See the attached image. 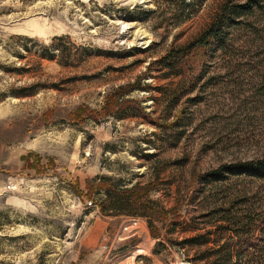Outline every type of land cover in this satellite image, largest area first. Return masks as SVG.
<instances>
[{
    "label": "rangeland",
    "instance_id": "obj_1",
    "mask_svg": "<svg viewBox=\"0 0 264 264\" xmlns=\"http://www.w3.org/2000/svg\"><path fill=\"white\" fill-rule=\"evenodd\" d=\"M257 1L228 54L209 62L215 83L188 90L159 60L192 40L221 0L179 25L152 0H0V264H192L199 248L178 242L211 226L204 214L223 191L197 189L178 220L155 222L159 238L146 217L102 213L105 192H85L97 176L123 187L154 182L143 200L171 209L194 174L264 157ZM127 84L119 96L132 105L107 110ZM221 185L261 184L226 175Z\"/></svg>",
    "mask_w": 264,
    "mask_h": 264
},
{
    "label": "trees",
    "instance_id": "obj_2",
    "mask_svg": "<svg viewBox=\"0 0 264 264\" xmlns=\"http://www.w3.org/2000/svg\"><path fill=\"white\" fill-rule=\"evenodd\" d=\"M152 1L168 15L174 25H179L193 18L206 0ZM257 5V0H221L210 22L192 40L171 47L159 62L168 68L171 74L184 77V86L188 90L204 88L215 83L214 76L206 75L209 62L218 53L228 54V44L234 39L239 24L248 14L254 15ZM133 87V84H127L111 95L107 110L123 111L129 108L132 101L121 98ZM177 87L180 89H177L178 92L185 89L182 86ZM149 119L161 127L173 124L158 122L152 117ZM37 161L43 169L41 160ZM27 165L29 168L37 167V164L29 160ZM226 175L256 179L261 185L257 186L259 189L245 185L242 188L221 190L222 178ZM93 180L96 183L88 187L85 195L92 196L96 191L105 192L106 200H97L102 213L146 217L152 235L157 238L160 233L155 227V222L178 220L176 213L180 212L186 201L193 198L197 189L202 191L205 186H209L212 190L223 191L225 194L217 197L216 203L208 206V212L204 214L211 216V226L180 240L178 244L186 250L199 248L196 259L203 264H264V157L238 160L194 174L187 183V191L181 195L177 206L171 209L161 206L157 201L143 200L154 186V182L123 187L113 183L109 177L97 176ZM73 187L84 195L78 181ZM191 189H194L193 192ZM196 259L191 258L190 262L198 264Z\"/></svg>",
    "mask_w": 264,
    "mask_h": 264
},
{
    "label": "built area",
    "instance_id": "obj_3",
    "mask_svg": "<svg viewBox=\"0 0 264 264\" xmlns=\"http://www.w3.org/2000/svg\"><path fill=\"white\" fill-rule=\"evenodd\" d=\"M87 205H88V206H95V205H93V202H92L91 200H89V201L87 202ZM134 219H136V218H134Z\"/></svg>",
    "mask_w": 264,
    "mask_h": 264
},
{
    "label": "bare ground",
    "instance_id": "obj_4",
    "mask_svg": "<svg viewBox=\"0 0 264 264\" xmlns=\"http://www.w3.org/2000/svg\"><path fill=\"white\" fill-rule=\"evenodd\" d=\"M181 264H189V263H181Z\"/></svg>",
    "mask_w": 264,
    "mask_h": 264
}]
</instances>
